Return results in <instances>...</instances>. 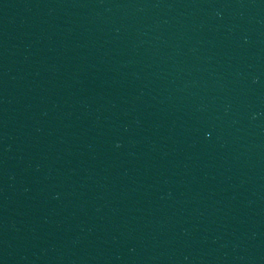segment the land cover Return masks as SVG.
Masks as SVG:
<instances>
[{
  "label": "water",
  "instance_id": "obj_1",
  "mask_svg": "<svg viewBox=\"0 0 264 264\" xmlns=\"http://www.w3.org/2000/svg\"><path fill=\"white\" fill-rule=\"evenodd\" d=\"M0 264H264V0H0Z\"/></svg>",
  "mask_w": 264,
  "mask_h": 264
}]
</instances>
